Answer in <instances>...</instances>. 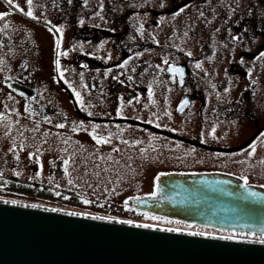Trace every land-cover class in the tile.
Returning a JSON list of instances; mask_svg holds the SVG:
<instances>
[{
    "label": "flooded vegetation",
    "instance_id": "1",
    "mask_svg": "<svg viewBox=\"0 0 264 264\" xmlns=\"http://www.w3.org/2000/svg\"><path fill=\"white\" fill-rule=\"evenodd\" d=\"M0 13V118L64 124L94 145L93 136L131 143L149 134L220 152L228 145L211 130L264 131V0H0ZM164 116L184 128L164 127ZM9 158L35 180L16 182L72 179L65 157L14 148Z\"/></svg>",
    "mask_w": 264,
    "mask_h": 264
},
{
    "label": "water",
    "instance_id": "2",
    "mask_svg": "<svg viewBox=\"0 0 264 264\" xmlns=\"http://www.w3.org/2000/svg\"><path fill=\"white\" fill-rule=\"evenodd\" d=\"M250 192L258 196L245 200ZM5 201L0 199V264H264V244L256 239L190 236L189 230L139 228L144 223ZM128 204L135 212L213 231L264 232V188L222 172L158 173L151 193L132 196Z\"/></svg>",
    "mask_w": 264,
    "mask_h": 264
},
{
    "label": "rangeland",
    "instance_id": "3",
    "mask_svg": "<svg viewBox=\"0 0 264 264\" xmlns=\"http://www.w3.org/2000/svg\"><path fill=\"white\" fill-rule=\"evenodd\" d=\"M162 124L171 130L184 128L180 120L173 117L169 119L164 116ZM243 128L247 127H240ZM239 131L232 127H221L215 131L211 130L208 134L209 137L215 136L216 140L223 138L226 146L228 145L226 152L202 150L192 146L188 148L174 139L149 134L131 143L106 140L107 143L94 145L92 140H87L82 135H69L61 128L26 121L9 113L0 118V178L34 183L35 180L27 170L9 167V152L19 148L27 149L30 155L37 154L40 157H65L69 161L67 176L72 178L73 185L52 183L41 186L65 194L69 199L51 198L10 186H0V193L3 194L0 199L154 226L204 231L176 225L174 222L168 223L161 218L151 220L147 218L149 215L130 210L129 205L126 208L124 202H129L132 196L149 194L152 188V174L165 170L222 172L236 176L244 183L264 188V165L257 163L264 159V135H261L264 131L254 133V128H248L241 132V136ZM253 133L257 135L245 146ZM253 141L256 148L254 154L249 157V145ZM235 143V146L242 144L243 147L234 151ZM145 176L149 178L147 181L141 178ZM84 199L90 200L91 203L84 204ZM101 204L104 206L100 207ZM246 239L254 238L247 236Z\"/></svg>",
    "mask_w": 264,
    "mask_h": 264
},
{
    "label": "snow or ice",
    "instance_id": "4",
    "mask_svg": "<svg viewBox=\"0 0 264 264\" xmlns=\"http://www.w3.org/2000/svg\"><path fill=\"white\" fill-rule=\"evenodd\" d=\"M6 2H7L9 5L12 4V0H6ZM69 2H71V0H69ZM27 4H28L29 7H31V5H32V0H27ZM184 10H185L184 8H181V9H179V11H178L177 13H174L173 15H179V14L182 13ZM5 15H7V13H0V19H3V17H4ZM26 15H27L28 17L32 18V19H36V17L33 16V13H32L31 11H29ZM97 15H99V12L97 13ZM200 15L203 16V12H201ZM80 23L83 24V21H80ZM7 27H8L7 25L4 26L5 29H6ZM3 30H4V29H0V32H2ZM48 30H49V32H52V29H51V28H49ZM56 31L59 32V31H61V29L57 28ZM184 35L187 36V32H185ZM238 39H239V37H233V40H234V41H235V40H238ZM55 47H56V50H57V54L59 55V54H60V52H59V49H60V41H59V40L56 41ZM63 54H64V55H67V53H63ZM188 55H191V53H189ZM260 58H264V52H261V53L259 54V56L256 57V59H260ZM126 63H127V61H125V64H126ZM241 63H243V60H241ZM55 65H56V68L59 69V66H60V61H59V59H56V61H55ZM122 66H123V65H122ZM196 67H197L198 69L201 68V64H200V63H197V64H196ZM170 71L180 73V76H181V82H182V77H183V71H182V69H179V68H172V69H170ZM60 75H61V77H62L63 74L61 73ZM79 95H80L79 93H76V96H77V97H79ZM184 104H187V101H184ZM179 110H180V111H183V105L181 106V108H180ZM88 115L91 116L92 113L89 112ZM149 123H151V121H149ZM64 126H65L64 124H59V125H57V127H60V128H63ZM156 126L159 127V125H156ZM73 131H75V129H73ZM261 135H264V133H262ZM93 139L96 140V143H97V144H100V143H107L106 140L96 139L95 136H93ZM125 143H127V141H125ZM138 143H139V142H138ZM249 148L251 149V151L248 152V155H249V157H251V156L254 154V152H255V148H256V143H255V141H253V143L249 145ZM116 151H118V150H116ZM143 151H144V150H142V152H143ZM245 151H247V149H246ZM243 162H245V161H241V163H243ZM63 163H64V165H65V167H64V172L67 173V171H68V169H67V165H68L69 161H68V160H64ZM257 163H260V164L264 165V159L258 161ZM41 167H42V165H41ZM68 184H69V185H73V181H72L71 179H69V180H68ZM56 194L59 195V193H56ZM257 196H258L257 193H255V192H250V193H247L246 196H244V199H245V200H248L250 197H251V198H256ZM64 199H69V197H68V196H65ZM82 202H83L84 204H86V205L91 203V201L88 200V199H84ZM136 202H137L138 205H143V203H144L143 201H140L139 199H137ZM5 203H8V202L5 201ZM11 203L15 205V204H16V201H11ZM124 204H125V207L127 208V207H128V201L126 200V201L124 202ZM99 206H100V207H103L104 205L101 204V205H99ZM32 207L35 208V207H37V205L33 204ZM51 211H52V212H56L57 209H51ZM67 215H69V216H75V215H78V214H76V213H67ZM144 215L147 216V213H145ZM86 218H90V219H92V220L107 221V222H113V219H114V218H112V217H104V216H91V217H86ZM147 218H149V219H151V220H158V219H160L159 217H157V216H155V215L148 216ZM116 222L121 223V224H128V225H132V224H133V221H131V220H119V221H116ZM167 222H168V223H171L172 221H167ZM135 227H139V228H152L153 225H150V224H136ZM189 227H192V225H189ZM160 230H162V231H168V232L179 231V229H173V228H166V229H160ZM187 234L190 235V236L210 237V238H213V239H220V240H235V239H237V238H239V239H241V240H245L246 237H247L248 235H253L254 233H250V232H249V233L233 234V235H228V236H225V235L212 236L211 233H209V232H205V231H191V232H188ZM248 242H251V241H248ZM256 242L261 243V244H264V232H261V233L259 234V237H258V239H257Z\"/></svg>",
    "mask_w": 264,
    "mask_h": 264
},
{
    "label": "trees",
    "instance_id": "5",
    "mask_svg": "<svg viewBox=\"0 0 264 264\" xmlns=\"http://www.w3.org/2000/svg\"><path fill=\"white\" fill-rule=\"evenodd\" d=\"M0 186H10L13 188H21V189H27L32 193L38 194V195H44L47 197H51V198H64L66 195L62 194L58 191L49 189V188H44L41 186H35V185H28V184H22L16 181H10L8 179L5 178H0ZM56 193H59V195H57ZM0 195H3L2 193H0ZM176 225H184V224H179V223H175ZM187 227H189V225H185ZM190 228H195V229H200V230H204L207 231L209 233H217V234H224V235H231V234H239V233H233V232H218V231H213V230H208V229H204V228H199L196 226H192ZM252 237H256L257 236H252Z\"/></svg>",
    "mask_w": 264,
    "mask_h": 264
}]
</instances>
